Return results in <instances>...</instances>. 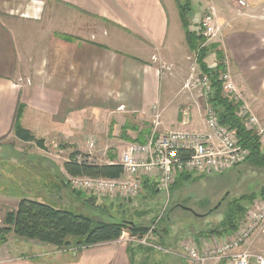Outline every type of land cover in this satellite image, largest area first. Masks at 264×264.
Returning <instances> with one entry per match:
<instances>
[{
	"label": "crops",
	"instance_id": "0c3cea01",
	"mask_svg": "<svg viewBox=\"0 0 264 264\" xmlns=\"http://www.w3.org/2000/svg\"><path fill=\"white\" fill-rule=\"evenodd\" d=\"M243 1L245 6L239 5V0H191L188 17L194 19L197 12L200 21L199 14L204 15L208 7L215 9L220 33L212 43H219L228 57L231 80L242 102L264 122V0ZM184 2L0 0V149L11 146L24 153L28 145L29 151H40L53 141L55 148L69 146L76 151L70 160L89 161L82 159L80 152L89 156L98 140L105 137L109 145L115 141L144 143L154 130V107L161 112V133L176 129L203 131L206 101L195 92L179 91L178 78L170 70L161 74L159 69L163 64L172 65V69L181 67L187 56L182 23L181 29L175 22ZM45 24H49V32L45 31ZM44 67L47 71H42ZM165 79L168 91L163 92ZM20 106L21 125L36 139H43L44 148L16 137L14 125ZM172 113L174 119L170 121ZM130 114L138 120L130 121ZM124 127H128L126 133H122ZM121 152L115 160L108 152L104 164L117 163ZM8 159L1 155L0 164ZM59 172L62 181V175H66L64 186L72 190V176L64 165ZM144 184L134 198L92 195L133 207L149 193V186ZM73 193L80 195L74 190ZM237 229L230 234L179 238L177 249L167 253L173 259L162 264H186L180 248L183 242L207 249L222 244ZM123 237L76 252L58 251L13 236L9 240L16 241V254H12L8 243L4 244L0 247V264H130L129 242L120 240L129 235ZM38 246L51 250L40 253L35 250ZM246 249L264 254V235L241 248ZM142 257L135 255L137 259ZM146 260L147 264L157 261L154 254Z\"/></svg>",
	"mask_w": 264,
	"mask_h": 264
},
{
	"label": "trees",
	"instance_id": "16d2710c",
	"mask_svg": "<svg viewBox=\"0 0 264 264\" xmlns=\"http://www.w3.org/2000/svg\"><path fill=\"white\" fill-rule=\"evenodd\" d=\"M190 2L191 0H186L185 3L180 4V18L186 35L187 45L190 51L195 53L201 77L206 76L210 81L208 103L216 111L220 124L231 130L238 137L240 143L249 150L250 156L245 163L253 162L257 165H264V152L261 151L253 134L245 129L242 119L238 116L242 103L231 100L223 94V80L221 76L226 69L223 64L225 57L223 49L219 43L207 44V38L203 35L202 20L199 23L198 30L191 29L188 19ZM211 57L214 58V61L210 65L208 60ZM22 112L23 106H20L14 125L16 137L24 141L35 142L38 147L44 148V140L36 139L29 130L21 125ZM127 128L124 127L122 133H126ZM139 143L143 142L139 141ZM73 155L76 156L77 153ZM111 159L115 160L116 156H111ZM64 169L72 177L86 176L118 179L123 174V168L118 163L98 164L88 163L87 161L79 162L75 159L65 162ZM192 176L194 175L183 174L171 187L172 192H176ZM146 181L148 182V180ZM146 181L144 185L149 186V193L145 195L143 200H148L150 197L154 198L157 193L153 184L150 183L151 185H149ZM261 191V196L264 197V187ZM254 199V195H242L230 200L226 211L219 220H215L207 228H201L199 225L187 224L185 222L194 223L189 220L192 218L200 219L203 215L204 217H208L214 212L209 213V211L207 214L197 215V212L192 207L185 205V203H173L169 205L156 226L151 223L156 222L157 218L150 224L143 221V215L150 213L151 210L147 212L136 211L137 218H139L136 219L141 220V222L128 220L127 218L119 222H102L85 215H77L69 211L59 210L51 205L25 198L18 203L15 210H8L5 213L2 225H0V247L8 243L9 235H12L16 239L46 244L58 251L71 250L77 252L84 248L116 241L125 235L143 238L153 229L152 244L166 249H177L176 243L179 238L232 233L244 218ZM178 211L188 215L186 220L180 223L177 222L178 215H175ZM127 251L130 264H144V261L147 264L146 258L151 254L155 255L157 259L156 264H162L163 261H171L173 259L171 257L173 256L172 254H167L156 248L138 243H129ZM135 255H143V257L137 259Z\"/></svg>",
	"mask_w": 264,
	"mask_h": 264
},
{
	"label": "built area",
	"instance_id": "2783aa9c",
	"mask_svg": "<svg viewBox=\"0 0 264 264\" xmlns=\"http://www.w3.org/2000/svg\"><path fill=\"white\" fill-rule=\"evenodd\" d=\"M240 5L245 6V3L241 0ZM202 27L207 41L216 38L220 33L213 7H208L203 15ZM223 64L226 67L221 76L223 94L242 103L238 116L264 152V122L242 102L231 80L227 56L224 57ZM199 84L206 101L203 131L176 129L161 133V112L155 107L153 132L146 137L144 143L127 144L119 156L117 163L123 168L120 178L70 177L71 188L77 193L134 198L141 192L144 181L148 180L158 192L165 191L169 194L176 179L183 174H222L244 164L250 156L249 150L231 130L220 124L216 111L209 105V79L203 76ZM90 146L93 147V143ZM237 228L236 233L224 238L222 244L212 245L207 249H200L188 241L183 242L180 248L184 252L186 264H252L253 261L255 264H264V254L252 253L248 249L241 250L254 238L264 235V199L252 204ZM152 230L143 238L129 236L120 240L173 253L170 249L151 243Z\"/></svg>",
	"mask_w": 264,
	"mask_h": 264
},
{
	"label": "rangeland",
	"instance_id": "374dc122",
	"mask_svg": "<svg viewBox=\"0 0 264 264\" xmlns=\"http://www.w3.org/2000/svg\"><path fill=\"white\" fill-rule=\"evenodd\" d=\"M240 1L238 2L239 5ZM197 15L196 12L194 19L191 18L192 16L188 17L192 30H198L199 23L202 20L203 15L199 14L200 21H198ZM192 19L197 20V22H193ZM176 20L182 29V22L178 13L176 14L175 22ZM44 26L45 31L49 32V24H45ZM56 37L60 38L59 35ZM212 40L207 41V44H211ZM184 52L187 53V56L183 61V66L172 69V65L163 64L159 68L160 72L162 74L170 70L169 73L178 78L175 79L177 80L176 86H180L177 88L179 91H192L203 99L199 84L201 81V73L196 63L195 53L191 52L188 47ZM180 54L181 52L178 53V56ZM208 61L211 65L214 58L211 57ZM47 69V67H44L42 71H47ZM176 72H178V75H176ZM162 87L163 92L168 91L166 89L167 80L162 82ZM129 116L131 118L130 121L138 120L133 114ZM173 116L174 113L169 117L170 121L174 119ZM98 142L95 144L96 148L94 152L89 156L86 155L89 153L85 151L80 152L82 154L81 158H88L89 161H87L89 163L104 164L107 162L108 152H112L113 155L119 154L127 145L122 141H115L114 144L109 145L108 143L110 142L106 140V137L98 140ZM8 144H13V142ZM25 146L24 153L18 152L11 146H5L0 149V156L7 155L9 157L8 161L0 164V225H2L5 213L17 206L21 199L26 198L51 205L59 210L69 211L77 215H85L102 222H119L125 220L124 218L141 222V220H137L139 218H137L136 211L147 212L151 210L150 213L143 215V221L150 224L157 218L156 222L151 223L156 226L169 205L173 203H185V205L192 207L197 212V215L207 214L209 211V213L214 212L208 217H204L203 215L200 219L192 218L189 220L194 223L185 222L187 224L199 225L201 228H207L209 224H213L215 220H219L222 217L230 200L242 195H254L255 199L253 202H255L262 197L261 190L264 187V165L248 162L239 168L222 174H194L189 181L184 182L182 185L180 184L181 187L176 192H172V188L169 194L165 191H156L157 193L154 198L150 197V200L139 199L135 203L133 202L135 205L132 207L123 202H119V200L111 201L108 197L101 196L98 198L86 192L75 195L73 189L71 190L69 187H65L66 175H62L65 178L63 181L60 180L61 174L59 168L63 167L64 163L71 159V154L76 152L71 151L68 145V147L61 146L62 148L60 147L59 149L57 147L55 148V142H47L45 148L40 151L36 148L33 151H29V148L27 149L28 145ZM81 158L80 160H82ZM52 161H55L57 166ZM175 215H178L177 222L179 223L188 217V215L181 211H178ZM185 223L183 224L185 225ZM9 236V239L11 237L13 238L12 235ZM8 244L12 254L15 255L18 247L15 245L16 241L11 239L8 241ZM35 250L42 253L48 252L51 249L38 246Z\"/></svg>",
	"mask_w": 264,
	"mask_h": 264
},
{
	"label": "bare ground",
	"instance_id": "6f19581e",
	"mask_svg": "<svg viewBox=\"0 0 264 264\" xmlns=\"http://www.w3.org/2000/svg\"><path fill=\"white\" fill-rule=\"evenodd\" d=\"M155 108V107H154Z\"/></svg>",
	"mask_w": 264,
	"mask_h": 264
}]
</instances>
